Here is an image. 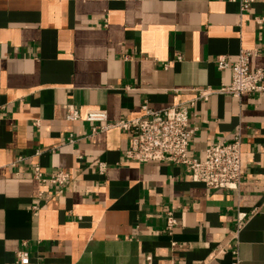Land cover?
Instances as JSON below:
<instances>
[{"label": "crops", "instance_id": "obj_1", "mask_svg": "<svg viewBox=\"0 0 264 264\" xmlns=\"http://www.w3.org/2000/svg\"><path fill=\"white\" fill-rule=\"evenodd\" d=\"M243 50L264 71V0L247 11L228 0H0V264L20 251L30 264H264V91L219 92L232 72L217 58ZM208 89L191 110L189 154L203 160L239 136L234 191L183 166L128 161V133L91 136L66 120L68 106L115 122ZM37 167L70 178L42 183Z\"/></svg>", "mask_w": 264, "mask_h": 264}, {"label": "built area", "instance_id": "obj_2", "mask_svg": "<svg viewBox=\"0 0 264 264\" xmlns=\"http://www.w3.org/2000/svg\"><path fill=\"white\" fill-rule=\"evenodd\" d=\"M238 3L243 11L249 10L258 0H228ZM253 52L243 50L236 61L226 57L217 58L219 70L230 69L231 82L223 86L219 92L241 99L264 91V71H251L250 59ZM214 93L212 90H200L193 99L160 111L142 107V115L137 118L122 119L110 122L105 111L97 110L82 115L76 106H68L66 120L85 122L91 125L90 135L111 129H118L129 134V148L125 153L128 161L138 164L168 163L183 166L195 183L204 185L209 190H237L243 178L242 142L239 136L231 142H220L206 150L203 160L190 156V145L196 129L190 126L191 110L199 100H205ZM69 142L74 139L70 137ZM107 167L101 163L97 166L99 175L106 173ZM35 178L42 183L62 186L70 178L67 172H57L44 177L40 169H35ZM244 216L238 219V228ZM166 231L172 233L179 225L173 211L165 213ZM16 264H30L28 252L17 254ZM237 264V263H236Z\"/></svg>", "mask_w": 264, "mask_h": 264}]
</instances>
